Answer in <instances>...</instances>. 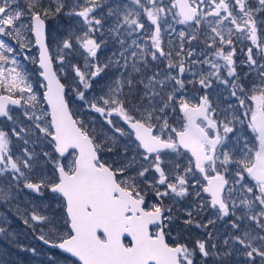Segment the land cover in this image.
Returning <instances> with one entry per match:
<instances>
[{"label": "snow or ice", "instance_id": "snow-or-ice-1", "mask_svg": "<svg viewBox=\"0 0 264 264\" xmlns=\"http://www.w3.org/2000/svg\"><path fill=\"white\" fill-rule=\"evenodd\" d=\"M58 16L75 23L53 54L46 22ZM109 42L116 47L100 60ZM21 58L35 66L38 88ZM149 58L168 63L137 80ZM109 69L123 71L89 98ZM188 84L203 95L189 96ZM214 86L236 103L215 105ZM70 96L104 117L107 135L77 118ZM0 118L10 125L0 127V206L16 205L32 238L60 258L229 264L235 254L236 264H264V0H0ZM45 191L59 199L56 211L37 202ZM187 197L183 215L165 204ZM180 221L201 234L169 243Z\"/></svg>", "mask_w": 264, "mask_h": 264}, {"label": "rangeland", "instance_id": "rangeland-1", "mask_svg": "<svg viewBox=\"0 0 264 264\" xmlns=\"http://www.w3.org/2000/svg\"><path fill=\"white\" fill-rule=\"evenodd\" d=\"M74 23L75 22L73 21V24ZM181 27H183V26H179V25L177 26L178 29ZM64 29L66 30V28H64ZM62 35L63 34H58L56 40L60 39V37ZM115 47L116 46L111 42H109L107 45H105L99 51L100 60H106L107 57L112 54ZM165 47L167 50L166 38H165ZM78 61L81 64V66H83V58L79 57V56H75L73 63H76ZM149 61H150V58H149ZM150 63L152 66L156 65V70L154 72H156L157 70H160L161 72H163L168 61L167 60L156 61V62L150 61ZM146 70L147 69H143L144 72H147ZM206 70H207V66H205V71ZM121 71H123V70H121ZM121 71H117L115 69H109L106 73L102 74L101 77H105L104 79H106L102 83L103 86L98 91H95V89L92 87L91 90L88 92V96L90 95V93H93V91L96 93H93L92 94L93 96H90L89 98L98 97V96L102 95L104 93V91H106V85L109 84L110 82H112L117 76H120ZM127 75H128V73H124L125 77ZM63 76L66 79H69V80L72 79L71 75L68 76L67 74H64ZM98 78H96V79H98ZM122 78H124V77H122ZM184 78H185V80L191 79V75L185 74ZM140 88H142V86ZM142 90L139 93H141ZM186 92L189 96H197L198 97L199 95H203V91L197 92L196 89H194L191 84L187 85ZM71 101H72V103H71L72 110L75 113H77L78 119H82L83 121H85L88 124L89 128L92 129L95 133H100L101 135H107V133L105 131L106 125L104 123V117H101L100 114L95 113L94 111H84L80 107V102L74 101L73 97H72ZM212 101L215 105H222V106H227L228 103H232V104L236 103L235 100H230L226 97V94L223 92L222 88L216 87V86H214V90L212 93ZM112 119L116 120L117 123H122L115 116H113ZM236 135L238 137H243V136L247 135L248 138L254 142V139L252 138L251 133L249 131H247L246 128H240V130L237 132ZM241 143H242V141H241ZM235 144H236V137H233L230 141H228L229 147H233ZM105 153L107 156V152H105ZM248 183L254 184L255 182L252 181L250 178H248ZM32 195H34V194H32ZM29 198H30V194H28L27 191H25L24 193H21L20 203L23 204ZM191 199H192L191 197H187V198H184L182 200L180 198H176L175 201H176V203H178V205L176 203H174L173 200H166L165 204L168 206H173L175 208L176 212L183 215L182 210L184 208L188 207V205L191 203ZM58 201H59V199L57 197H55L54 194H51V193L45 191L43 196L37 202L42 203V204H46V205H50L49 211L51 212V211H56L59 208L60 202H58ZM151 202H152V200L150 201V203ZM0 208H1V210H0V221L5 222V223H3V226L5 227L7 232L14 234L12 236V238L9 239L7 236H5L4 233H0V264H17L18 262H21V260L25 259V258L27 259L26 264H36V263L43 264L42 262L43 261L47 262L49 257H56L58 259V264H72L71 259H67V260L62 259V258H60L61 255L46 250V248L42 247L37 242V240L32 238L30 230L25 229L24 226L22 225V223L20 225L18 224L19 219L17 218V214H16V205L9 206L7 204H4ZM211 216H212V212H211V210H208L204 214H202L201 218L206 220L207 218H209ZM179 223H182V222L180 221ZM179 223L177 225H174L172 228L173 229L174 228L179 229L183 225V223H182V225ZM227 223H228L227 220H225L224 222L218 223L217 230L220 233H223L225 230V225ZM183 227L184 226H182L181 230H183ZM201 231L202 230L192 228V229H190V231H186V236H187V238H189V236H192V238H195L201 234ZM178 234L179 233L171 234V236H172L171 239L176 240ZM19 244H23L24 246L29 247V248L35 247L37 249V254L33 255L30 252L21 251L20 247L18 246Z\"/></svg>", "mask_w": 264, "mask_h": 264}, {"label": "flooded vegetation", "instance_id": "flooded-vegetation-1", "mask_svg": "<svg viewBox=\"0 0 264 264\" xmlns=\"http://www.w3.org/2000/svg\"><path fill=\"white\" fill-rule=\"evenodd\" d=\"M72 23L73 24V21H70L67 17L65 16H58V17H55V18H52L50 19L49 21L46 22V43H49L52 47V50H53V54H55V50H56V44H55V41H56V38H57V35L58 34H63L65 29L64 28H68L69 24ZM10 44H13L14 43L12 41H8ZM36 54V50L34 49L32 53H30V55H34ZM74 62V58L72 59V63ZM21 70L26 73V75L30 78V82L33 83V85L35 87H39V79H38V76L36 74V69H35V66L31 63V61H28V60H23L21 58ZM64 73H61V79H62V82H64L66 85L67 84H70L71 83V80L69 79H66L64 76ZM68 76H70L71 74H67ZM93 93H96L93 91ZM93 93H90L89 97L90 96H93L92 94ZM72 97L70 96L69 97V100L71 101ZM14 116L17 115V112L16 111H13L12 113ZM121 122V121H120ZM10 126L8 124V122L2 118H0V127H8ZM114 157H112L110 154L107 153V156H106V153H104L102 155V159L104 160H108L109 163H111V160L113 159ZM52 194V193H51ZM152 200L151 197H149V204H150V201ZM174 203H176L175 200H173ZM59 202V201H58ZM178 205V203H176ZM2 207V206H0ZM1 210V208H0ZM182 222V221H181ZM18 224L20 225L21 222L20 220H18ZM182 225V223H179ZM183 226V225H182ZM182 226L179 228V229H176V228H171L169 231L171 232L170 233V236L168 237V241L169 243H174L177 239H179V241L181 243H184L186 242V240L188 239L187 236H186V231H183L181 230L182 229ZM176 234V233H179L178 236H177V239L176 240H172V236L171 234ZM192 238V236H191ZM128 240L126 239L125 240V243H127ZM237 256L234 254L232 257H231V260L229 262V264H236V261H237Z\"/></svg>", "mask_w": 264, "mask_h": 264}, {"label": "trees", "instance_id": "trees-1", "mask_svg": "<svg viewBox=\"0 0 264 264\" xmlns=\"http://www.w3.org/2000/svg\"><path fill=\"white\" fill-rule=\"evenodd\" d=\"M156 70V65L155 66H152L151 65V63L149 62V65H148V67H147V72H144L143 71V69H142V72L140 73V74H136V73H133V75L135 76V78L137 79V80H139V79H141V77L143 76L144 78H146L147 76H151L153 73H154V71ZM98 81V80H97ZM94 84V86L95 87H98L97 85H96V83L94 82L93 83ZM141 86H138L136 89H135V91L137 92V94H139V92L142 90V88H140ZM124 91H125V93L127 92V88H125L124 89ZM32 245V244H31ZM30 246V245H29ZM54 253H56V252H54ZM57 254V253H56ZM26 261H27V259L25 258V259H22L21 260V264H26ZM23 262V263H22ZM43 264H47V262L46 261H43L42 262ZM36 264H40V263H36Z\"/></svg>", "mask_w": 264, "mask_h": 264}, {"label": "water", "instance_id": "water-1", "mask_svg": "<svg viewBox=\"0 0 264 264\" xmlns=\"http://www.w3.org/2000/svg\"><path fill=\"white\" fill-rule=\"evenodd\" d=\"M128 239H130V238H128ZM43 245V244H42ZM44 246V245H43ZM46 247V246H45ZM46 248H48V247H46ZM48 249H50V248H48ZM50 250H55V251H57L58 252V250H56V249H50ZM64 255H67V254H64Z\"/></svg>", "mask_w": 264, "mask_h": 264}]
</instances>
